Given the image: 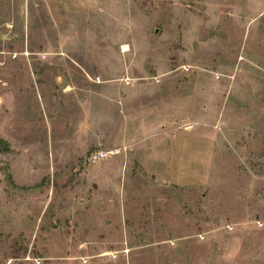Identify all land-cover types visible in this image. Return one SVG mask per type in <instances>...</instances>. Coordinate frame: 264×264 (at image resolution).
Returning <instances> with one entry per match:
<instances>
[{"label": "rangeland", "instance_id": "1", "mask_svg": "<svg viewBox=\"0 0 264 264\" xmlns=\"http://www.w3.org/2000/svg\"><path fill=\"white\" fill-rule=\"evenodd\" d=\"M0 264H264V0H0Z\"/></svg>", "mask_w": 264, "mask_h": 264}, {"label": "built area", "instance_id": "2", "mask_svg": "<svg viewBox=\"0 0 264 264\" xmlns=\"http://www.w3.org/2000/svg\"><path fill=\"white\" fill-rule=\"evenodd\" d=\"M105 155H107V153L102 152V151H96L90 156V160L95 162L105 157Z\"/></svg>", "mask_w": 264, "mask_h": 264}, {"label": "bare ground", "instance_id": "3", "mask_svg": "<svg viewBox=\"0 0 264 264\" xmlns=\"http://www.w3.org/2000/svg\"><path fill=\"white\" fill-rule=\"evenodd\" d=\"M128 50H130L129 45H128V44H124V45H123V50H122V51L126 52V51H128Z\"/></svg>", "mask_w": 264, "mask_h": 264}, {"label": "crops", "instance_id": "4", "mask_svg": "<svg viewBox=\"0 0 264 264\" xmlns=\"http://www.w3.org/2000/svg\"><path fill=\"white\" fill-rule=\"evenodd\" d=\"M53 8V6H51V9Z\"/></svg>", "mask_w": 264, "mask_h": 264}]
</instances>
